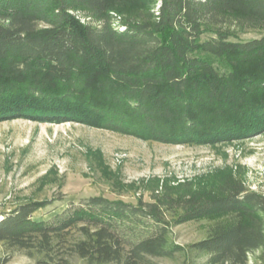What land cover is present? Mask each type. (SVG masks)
Masks as SVG:
<instances>
[{
    "label": "trees",
    "instance_id": "obj_1",
    "mask_svg": "<svg viewBox=\"0 0 264 264\" xmlns=\"http://www.w3.org/2000/svg\"><path fill=\"white\" fill-rule=\"evenodd\" d=\"M78 7L100 24L82 21ZM229 16L264 24V0H0V121L80 120L165 143L248 137L264 127V34L232 40ZM48 204L3 213L0 243L37 264L66 263V254L87 264L182 252L204 264L264 258V193L232 175L142 206L94 196L35 219ZM192 221L205 223V236L185 248L172 227Z\"/></svg>",
    "mask_w": 264,
    "mask_h": 264
},
{
    "label": "rangeland",
    "instance_id": "obj_2",
    "mask_svg": "<svg viewBox=\"0 0 264 264\" xmlns=\"http://www.w3.org/2000/svg\"><path fill=\"white\" fill-rule=\"evenodd\" d=\"M73 12L82 21L100 24L86 8L78 7ZM109 20L118 25L121 14L111 11ZM225 27L233 31L231 39L235 41H248L264 34L261 22L235 16L227 17ZM230 175L248 188L264 193V127H257L245 138L165 143L80 120L0 121V218L30 201H50L34 213L38 220L50 219L94 196L142 206L198 188L214 189ZM204 225L192 221L173 226V238L187 248L205 236ZM66 257L68 262L62 264H87L77 255ZM5 258V264L38 261L37 256L30 257L23 250L9 249L0 243V260ZM204 262V258H189L186 252L153 259V264ZM249 264H264V258L256 263L252 255Z\"/></svg>",
    "mask_w": 264,
    "mask_h": 264
}]
</instances>
